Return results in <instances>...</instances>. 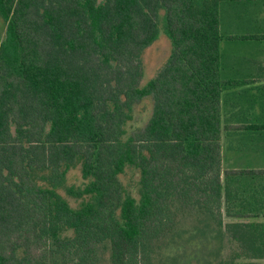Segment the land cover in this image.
Here are the masks:
<instances>
[{"label":"trees","instance_id":"1","mask_svg":"<svg viewBox=\"0 0 264 264\" xmlns=\"http://www.w3.org/2000/svg\"><path fill=\"white\" fill-rule=\"evenodd\" d=\"M224 2L0 0V264H156L165 251L180 264L192 247L201 264H264V169L223 158ZM161 10L173 51L140 88ZM202 222L207 236L186 230Z\"/></svg>","mask_w":264,"mask_h":264},{"label":"crops","instance_id":"2","mask_svg":"<svg viewBox=\"0 0 264 264\" xmlns=\"http://www.w3.org/2000/svg\"><path fill=\"white\" fill-rule=\"evenodd\" d=\"M250 1L256 2L253 8ZM260 1L225 0L221 6L222 76L233 83L222 101L226 168L264 169V6Z\"/></svg>","mask_w":264,"mask_h":264},{"label":"rangeland","instance_id":"3","mask_svg":"<svg viewBox=\"0 0 264 264\" xmlns=\"http://www.w3.org/2000/svg\"><path fill=\"white\" fill-rule=\"evenodd\" d=\"M252 4L249 7H254V1H250ZM260 4L264 6V0L260 1ZM250 8V9H252ZM164 10L160 12V20H159V35L157 40L150 45L142 55V63H143V78L140 83V88L145 87L151 80H153L158 72L168 63L170 56L173 51V46L171 40L167 37L165 33L164 26ZM264 25V24H263ZM153 110V102L151 99L147 98L143 100L141 103L136 105L133 113V120L128 124V130L133 131L137 128L144 126ZM124 187L126 190L131 193L135 198H139V181L140 174L138 171L128 168L120 177ZM87 184V181L83 179L81 172V164H78L77 167L69 172L66 180V187H73L75 190H79L84 188ZM60 193L69 201L72 207H77L80 204V201L75 198L69 196L65 190H60ZM223 220L225 223L233 221L229 219L223 210ZM197 226V230L195 227ZM186 230L195 231V235L207 236L209 230L206 227V222L195 223V225L191 224L187 227ZM186 235H192L191 233ZM174 253L171 251H165L156 264H169L167 258H170ZM202 254L199 252L197 247L188 248V250H184V254L182 259L180 260V264H201ZM200 259V260H199ZM104 264H109L108 261Z\"/></svg>","mask_w":264,"mask_h":264}]
</instances>
